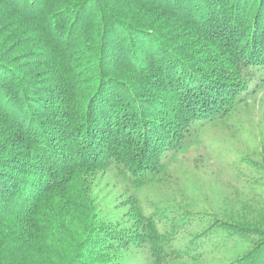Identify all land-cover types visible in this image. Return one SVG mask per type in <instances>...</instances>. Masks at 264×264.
Returning a JSON list of instances; mask_svg holds the SVG:
<instances>
[{
    "label": "trees",
    "instance_id": "1",
    "mask_svg": "<svg viewBox=\"0 0 264 264\" xmlns=\"http://www.w3.org/2000/svg\"><path fill=\"white\" fill-rule=\"evenodd\" d=\"M249 81L264 83V0H0V264L195 260L136 193ZM105 174L131 195L103 214ZM234 224L252 242L230 264H264V214Z\"/></svg>",
    "mask_w": 264,
    "mask_h": 264
},
{
    "label": "rangeland",
    "instance_id": "2",
    "mask_svg": "<svg viewBox=\"0 0 264 264\" xmlns=\"http://www.w3.org/2000/svg\"><path fill=\"white\" fill-rule=\"evenodd\" d=\"M26 49L29 47L17 54L28 52ZM204 52L206 57L213 53ZM218 63V70L226 69L220 56ZM248 85L244 101L229 118L207 121L185 142L186 147L166 159L167 174L162 180L136 193L144 213L160 214V231L181 227L175 246L192 247V256L197 257L173 264H230L252 242L233 235L229 231L232 225L264 214V83L249 81ZM4 136L0 130V139H8ZM96 193L103 214L131 195L121 182L106 174ZM127 211L128 207L110 215L116 219ZM145 255L142 249H135L129 251L127 261L143 264Z\"/></svg>",
    "mask_w": 264,
    "mask_h": 264
}]
</instances>
